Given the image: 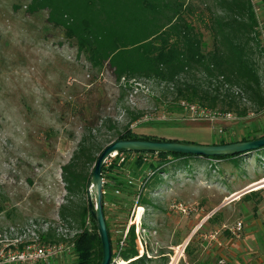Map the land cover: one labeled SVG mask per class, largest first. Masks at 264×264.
Segmentation results:
<instances>
[{"label": "rangeland", "instance_id": "374dc122", "mask_svg": "<svg viewBox=\"0 0 264 264\" xmlns=\"http://www.w3.org/2000/svg\"><path fill=\"white\" fill-rule=\"evenodd\" d=\"M29 1L0 0V248L14 239L26 241L48 226L71 237L74 229L60 223L58 217V207L66 196L61 166L76 148L84 126L100 128L101 138L112 139L114 130L103 127L102 121L110 118L121 128L130 112L140 111L141 116L129 123L137 134L166 132L199 143L203 135L194 129L197 124L211 126L216 142L239 139L247 132L263 134L264 110L215 124L181 119L179 100L163 86L148 80H117L108 63L93 66L74 40L47 21V10L27 9ZM259 11L264 22V13ZM201 31L210 46L209 33ZM218 128L224 131L221 137ZM176 162L162 166L163 170L160 167L150 177L137 164L130 170L132 184L123 183L119 193L105 191L104 214L113 248H118L121 232L130 223L124 248L133 229L137 254L144 257L142 264H186L179 258L184 242L174 249L149 239L152 211L181 215L170 209L172 203L185 206L184 227L189 229L187 224L192 221L195 232L204 222L211 231L254 217L264 222L263 147L241 155L236 164L206 158ZM85 200L89 201L87 191ZM136 206L139 235L146 240L142 245L131 223ZM162 225L169 232L175 228L170 219ZM86 226L93 231L91 220ZM192 235L188 253L201 247ZM73 260L68 253L54 264H72Z\"/></svg>", "mask_w": 264, "mask_h": 264}, {"label": "trees", "instance_id": "16d2710c", "mask_svg": "<svg viewBox=\"0 0 264 264\" xmlns=\"http://www.w3.org/2000/svg\"><path fill=\"white\" fill-rule=\"evenodd\" d=\"M27 9L47 10V21L74 40L93 66L108 63L117 80H148L163 86L174 100L231 110L241 117L249 111L264 110V59L255 32L253 0H30ZM201 29L211 37L208 47ZM129 114L121 128L110 118L102 121L103 127L114 130L112 139L101 138L100 128L84 126L76 148L61 166L66 196L58 207V217L60 223L74 229L71 241L76 257L72 264H99L102 257L85 194L103 145L116 139H166L134 132L129 123L137 120L141 112ZM262 136L264 132L261 136L247 132L239 139L213 143ZM158 154L161 167L167 156L176 159L177 164H186L190 158L231 160L236 164L245 153L212 157ZM87 219L93 231L87 228ZM38 235L43 241L63 239L52 226ZM120 258L123 260L119 264L143 262L144 257L137 254L133 229Z\"/></svg>", "mask_w": 264, "mask_h": 264}, {"label": "built area", "instance_id": "2783aa9c", "mask_svg": "<svg viewBox=\"0 0 264 264\" xmlns=\"http://www.w3.org/2000/svg\"><path fill=\"white\" fill-rule=\"evenodd\" d=\"M254 4V12L256 16L257 24L255 26V32L259 42V46L262 50L264 59V22L260 19V11ZM179 109L181 111L183 120L188 121H205L211 124L218 122H229L240 120L241 116L237 115L231 110H221L219 108L209 107L197 102H191L186 99L178 101ZM254 113L249 111L246 116H251ZM219 137L224 135V131L221 128L217 129ZM174 158L167 156V161L162 166L172 162ZM138 161L139 169L142 174H146V177H150L154 171L158 170L161 157L158 153L150 151H115L108 155L105 159L102 172V185H103V197L107 189H111L116 193L120 192L121 185L123 183L132 184L131 169L136 165ZM152 165V166H151ZM161 166V167H162ZM106 202L103 201V211L105 212ZM139 206L135 207V213L131 223L135 224V234L137 241L140 245L145 244L146 240L139 235L140 220H136V213ZM170 209L176 213H185L186 208L180 202H175L170 205ZM105 216V214H104ZM88 220V219H87ZM130 224V223H129ZM121 232V235L117 241L118 248L112 246V260L116 264H119L120 252L124 248L128 235V228ZM244 229V223L241 220H237L230 225L223 224L219 229L210 231L208 237L212 240L216 239L220 231H229L231 235L238 237ZM74 234V232H72ZM70 238L63 237L59 241H43L39 238V235L33 233V236L26 241L14 239L10 242L3 244L0 248V264H54L55 259L67 255L70 253L72 258L76 257L74 252V242ZM111 240V237H110ZM112 244V242H111ZM114 255V258H113ZM125 261V260H124Z\"/></svg>", "mask_w": 264, "mask_h": 264}, {"label": "crops", "instance_id": "0c3cea01", "mask_svg": "<svg viewBox=\"0 0 264 264\" xmlns=\"http://www.w3.org/2000/svg\"><path fill=\"white\" fill-rule=\"evenodd\" d=\"M254 1L264 13V5L260 0ZM194 129L203 135L199 139V143L216 142V132L211 126L197 124V128ZM157 136L185 141L182 136L166 132H161ZM235 195L234 197H236ZM183 216V214L172 215L169 212H160L159 210L152 211L151 219H148L149 223L147 226L150 241H154L155 244H166L172 247L184 242L186 246L188 239L194 232L192 237H195V241L201 247L195 249V251L191 250L190 253H188L187 249L185 250V246L183 247L182 251L184 250V253H179V258H183L186 264H264V222L258 217L244 222V229L240 236L235 237L225 230V235H218L216 239L212 240L208 237V233L211 231L207 226L209 224L204 222L205 224L199 225L198 231L195 232V227H192V221H189L187 227H191L185 229L184 222L181 219ZM167 219L175 222V228L170 232L168 229H164L162 225V222L164 223ZM188 231L190 233L187 234ZM174 235H176L175 238ZM186 255L190 257L189 261Z\"/></svg>", "mask_w": 264, "mask_h": 264}, {"label": "water", "instance_id": "95a60500", "mask_svg": "<svg viewBox=\"0 0 264 264\" xmlns=\"http://www.w3.org/2000/svg\"><path fill=\"white\" fill-rule=\"evenodd\" d=\"M264 3V0H262ZM264 147V136L223 144L194 143L176 139H116L106 144L95 161L87 187L89 213L97 228L102 247L99 264H111L112 244L103 211L102 167L108 155L115 151H150L155 153H182L201 157L243 154Z\"/></svg>", "mask_w": 264, "mask_h": 264}, {"label": "bare ground", "instance_id": "6f19581e", "mask_svg": "<svg viewBox=\"0 0 264 264\" xmlns=\"http://www.w3.org/2000/svg\"><path fill=\"white\" fill-rule=\"evenodd\" d=\"M140 210H141V209H140ZM140 210H139V211H140ZM137 212H138V211H137ZM138 215H139V213H138ZM125 263H126V262H125ZM125 263H123V264H125Z\"/></svg>", "mask_w": 264, "mask_h": 264}]
</instances>
